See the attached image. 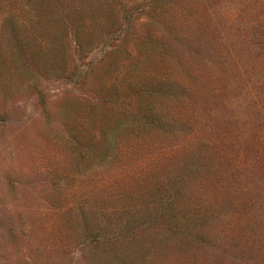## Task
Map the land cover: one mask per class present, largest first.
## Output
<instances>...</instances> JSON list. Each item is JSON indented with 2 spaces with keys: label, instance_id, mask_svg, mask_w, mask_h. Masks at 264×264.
Masks as SVG:
<instances>
[{
  "label": "trees",
  "instance_id": "16d2710c",
  "mask_svg": "<svg viewBox=\"0 0 264 264\" xmlns=\"http://www.w3.org/2000/svg\"><path fill=\"white\" fill-rule=\"evenodd\" d=\"M122 1L0 0L1 90L46 113V82L71 86L68 168L42 162L59 254L264 264V0Z\"/></svg>",
  "mask_w": 264,
  "mask_h": 264
},
{
  "label": "rangeland",
  "instance_id": "374dc122",
  "mask_svg": "<svg viewBox=\"0 0 264 264\" xmlns=\"http://www.w3.org/2000/svg\"><path fill=\"white\" fill-rule=\"evenodd\" d=\"M17 79L11 88L0 87V264H81L75 252L59 254L60 246L70 241L69 231L49 209L42 169L47 158L52 160L49 166L57 165L56 159H65L63 167L68 168L69 155L56 113L63 110V94L70 96L71 86L56 80L46 82L47 111L42 113L23 92L26 84L20 85ZM65 172L62 177L71 178L67 169ZM61 184L65 195L59 204L69 206V186ZM51 226L54 234L46 229Z\"/></svg>",
  "mask_w": 264,
  "mask_h": 264
}]
</instances>
